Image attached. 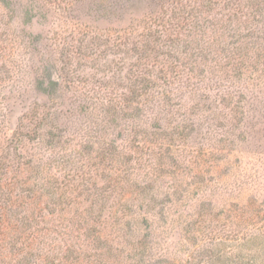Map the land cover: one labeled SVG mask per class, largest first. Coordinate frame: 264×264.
I'll use <instances>...</instances> for the list:
<instances>
[{
    "label": "rangeland",
    "instance_id": "rangeland-1",
    "mask_svg": "<svg viewBox=\"0 0 264 264\" xmlns=\"http://www.w3.org/2000/svg\"><path fill=\"white\" fill-rule=\"evenodd\" d=\"M19 126L0 197L40 232L0 264H264V0H0V158Z\"/></svg>",
    "mask_w": 264,
    "mask_h": 264
},
{
    "label": "trees",
    "instance_id": "trees-1",
    "mask_svg": "<svg viewBox=\"0 0 264 264\" xmlns=\"http://www.w3.org/2000/svg\"><path fill=\"white\" fill-rule=\"evenodd\" d=\"M191 11H187V10L179 11L177 13L175 19L178 21L193 20V22L196 26L198 23V15L193 14V12H191ZM250 37H252V35ZM159 39H161V38H159ZM191 41L188 40V43L185 45L184 49L182 50L183 53L191 48V46H190ZM60 86H61V84H60L59 80L54 79L51 75H50V79H48L47 83H45V80H42V82H40V87L44 92L43 94L46 95L50 101H52V96L56 92L55 90H58V88ZM126 101L137 102L135 97H132L130 99L125 98V102H123V106L120 109H129L130 108V104L127 103ZM39 108L50 109L51 107L48 105H42ZM114 108H115V105H114ZM47 116H48V114L46 113V115L44 116L43 119L47 118ZM35 117H36V115H35ZM22 128H23L22 126H19L16 130L12 131V134L9 137H7V141L2 143L3 149H1L2 156L0 158V169H3V172L2 173L0 172V174H2V175L6 176L9 172L8 169L10 168V164L9 163L6 164V162L9 161V156H10L12 148L16 146L15 144L18 143L20 139L24 138L23 137L24 133L22 131ZM32 133H33V131H32ZM31 135L32 134L29 135L30 140L35 141V139H33V137ZM48 137H50L49 141L47 139L46 140H47V144H49V146H54V145L58 146V144L62 143V141H63L62 136L61 137L57 136L55 133H53L51 131L48 132ZM121 153H122V146H121V148L118 146L115 147V152L114 151L110 152L107 149L103 148V151H101V153L98 157L99 158L98 163H101V164L102 163H113L116 160L115 155L121 156ZM120 159H118V161ZM27 164L28 163H24L23 166H25ZM21 166H22V163H21ZM82 176H83V179L87 178L86 175H80V174L77 177L73 176L70 178L68 184L66 185L67 188H69V195L76 190H79V192H82L83 195H91V192L89 189H78V188H82L81 184L80 185L77 184V183H80V181L83 182ZM24 183L29 184L28 185L29 189H27L28 192H31L34 189V187L30 186V179H29V182L24 180ZM106 192H108L107 189H102V192H99V193L101 195H104ZM13 194H14V190L9 186V192L7 191L6 196L0 197V203H1L0 204V241L7 242L9 239L11 242L12 240H14V237L7 236L8 232L11 233V231H13L14 232L13 234L17 235L20 233H25L28 230H30L31 233L26 237L25 241L34 243V241L37 239L36 232H40L39 230L34 229V224H36L38 226L39 222L36 220V218H30V215L29 216H22V215H19L17 213H14L17 211V209L19 207H24L25 205H27V207L30 208L32 206L33 202H28V200H30V199L26 200V202H21V200H18L19 198H17V195L15 197H13ZM65 196H66V198H65ZM61 199H65L64 203H66L67 195L61 194L59 196V200H61ZM31 200H33L32 196H31ZM87 200L92 201L93 204L96 203L95 202L96 200H94V199L92 200V198L90 196L87 197ZM3 203H6V208L3 207ZM56 203H57V201H56ZM47 210H48V207H47ZM50 213L53 214V211ZM21 224H22V226H24L23 229H20ZM32 230H34V231H32ZM13 246H15V244ZM17 250L23 251V249L20 250L19 247H17ZM27 260H29V259L24 260L23 264H29V263H25V262H27Z\"/></svg>",
    "mask_w": 264,
    "mask_h": 264
}]
</instances>
